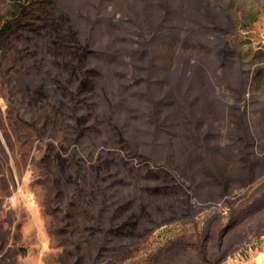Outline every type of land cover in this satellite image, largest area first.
<instances>
[{
    "label": "rangeland",
    "instance_id": "374dc122",
    "mask_svg": "<svg viewBox=\"0 0 264 264\" xmlns=\"http://www.w3.org/2000/svg\"><path fill=\"white\" fill-rule=\"evenodd\" d=\"M263 18L264 0H0V264L264 252Z\"/></svg>",
    "mask_w": 264,
    "mask_h": 264
},
{
    "label": "trees",
    "instance_id": "16d2710c",
    "mask_svg": "<svg viewBox=\"0 0 264 264\" xmlns=\"http://www.w3.org/2000/svg\"><path fill=\"white\" fill-rule=\"evenodd\" d=\"M12 14H13V18L11 19H14V23L20 24L21 21H25L31 16V10H30V7H28L27 5L17 4L14 6ZM11 29H12V26L9 20L5 21L0 26V49L2 48L1 38L7 35V33H9Z\"/></svg>",
    "mask_w": 264,
    "mask_h": 264
},
{
    "label": "crops",
    "instance_id": "0c3cea01",
    "mask_svg": "<svg viewBox=\"0 0 264 264\" xmlns=\"http://www.w3.org/2000/svg\"><path fill=\"white\" fill-rule=\"evenodd\" d=\"M264 264V252L259 253L258 255L254 256L252 259L245 261L242 264Z\"/></svg>",
    "mask_w": 264,
    "mask_h": 264
},
{
    "label": "built area",
    "instance_id": "2783aa9c",
    "mask_svg": "<svg viewBox=\"0 0 264 264\" xmlns=\"http://www.w3.org/2000/svg\"><path fill=\"white\" fill-rule=\"evenodd\" d=\"M260 38H261V43L264 44V18H263V23L261 25Z\"/></svg>",
    "mask_w": 264,
    "mask_h": 264
}]
</instances>
